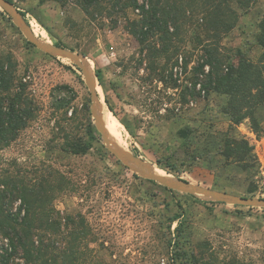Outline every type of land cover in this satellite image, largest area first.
Returning a JSON list of instances; mask_svg holds the SVG:
<instances>
[{"label": "rangeland", "instance_id": "374dc122", "mask_svg": "<svg viewBox=\"0 0 264 264\" xmlns=\"http://www.w3.org/2000/svg\"><path fill=\"white\" fill-rule=\"evenodd\" d=\"M15 2L39 38L86 57L97 80L101 107L110 109V104L119 120L118 127L102 112L119 146L174 180L264 198V104L256 112L257 132L250 119L233 124L226 113L225 94L202 91L196 99H184L201 55L189 40L194 27L179 43L175 86V79L160 80L143 60L145 53L127 29L124 14L92 21L79 0ZM238 10V24L224 35L222 44L234 51L240 48L258 61L263 52L257 37L264 0ZM138 12L130 10L129 16L136 18ZM1 56L15 62L18 81L27 84L39 107L16 140L8 146L0 144V175L9 172L28 181L64 182L66 188L57 190L53 203L63 215L86 220L90 250L83 264H94L95 254L106 264H185L182 258L193 256L201 264H264V206L221 202L172 189L126 164L108 148L96 125L92 92L82 69L35 46L0 6ZM182 129H190L187 136L180 133ZM227 137L248 140L252 154L243 161L227 155ZM84 142L92 143L88 152L71 151ZM158 158L173 170L160 166ZM10 264L26 263L16 257Z\"/></svg>", "mask_w": 264, "mask_h": 264}, {"label": "trees", "instance_id": "16d2710c", "mask_svg": "<svg viewBox=\"0 0 264 264\" xmlns=\"http://www.w3.org/2000/svg\"><path fill=\"white\" fill-rule=\"evenodd\" d=\"M10 1L16 4L15 0ZM253 4L254 0H79L92 21L119 18L116 14H124L127 29L145 53L143 60L149 62L162 81L167 77L175 79L179 43L194 27L189 40L195 43V51H200L201 55L192 68V81L184 89L185 101L196 99L202 91L225 94L229 97L226 113L233 124L250 119L252 127L259 132L256 112L264 104V17L257 37L263 48L258 61L249 58L240 48L234 51L222 44L224 35L238 24V9L247 10ZM130 10H139L138 17H130ZM191 56L192 53L188 55V67ZM160 58L164 64L159 63ZM16 72L17 65L12 58L1 56L0 144L3 146L18 138L35 119L39 107L27 92V84L18 81ZM174 85H178L177 79ZM89 130L93 134L92 123ZM189 132L190 129L180 131L183 136ZM91 147L92 143L84 142L76 144L71 151L86 153ZM69 149L66 146L65 150ZM224 151L243 161L252 154L253 146L246 139L227 137ZM156 162L173 170L171 164L165 166L160 158ZM65 188L63 181L52 182L47 178L28 181L25 176L9 172L0 175V264H10L16 257L23 258L26 264L87 263L90 244L86 237L90 232L85 218L78 221L75 215L65 216L53 203L56 192ZM182 259L186 260L185 264H201L194 256ZM94 264L106 262L95 254Z\"/></svg>", "mask_w": 264, "mask_h": 264}, {"label": "water", "instance_id": "95a60500", "mask_svg": "<svg viewBox=\"0 0 264 264\" xmlns=\"http://www.w3.org/2000/svg\"><path fill=\"white\" fill-rule=\"evenodd\" d=\"M0 6L9 13L17 26L23 31L29 41H31L35 46L49 54L70 59L82 69L92 92V112L95 118L96 125L103 134L104 141L107 144L108 148L126 164L137 168L145 177L156 180L172 189L181 190L192 194L204 195L208 198L221 202L247 206H264V198L242 197L228 192L219 191L209 186L194 184L187 180H174L167 175L158 173L152 167H150L145 160L134 155L129 150H126L119 146L111 138L110 133L107 129V125L102 114V107L100 105L97 80L88 62L86 61V57L65 46L55 45L39 38L22 14L21 10L10 0H0Z\"/></svg>", "mask_w": 264, "mask_h": 264}, {"label": "bare ground", "instance_id": "6f19581e", "mask_svg": "<svg viewBox=\"0 0 264 264\" xmlns=\"http://www.w3.org/2000/svg\"><path fill=\"white\" fill-rule=\"evenodd\" d=\"M102 112L104 113V114H106L108 117H110L117 125H118V127H119V120H118V118L115 116V114L112 112V110L111 109H109V108H103L102 107Z\"/></svg>", "mask_w": 264, "mask_h": 264}]
</instances>
